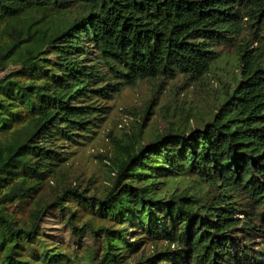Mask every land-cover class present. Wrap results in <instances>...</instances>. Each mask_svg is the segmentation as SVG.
Masks as SVG:
<instances>
[{"label": "trees", "instance_id": "obj_1", "mask_svg": "<svg viewBox=\"0 0 264 264\" xmlns=\"http://www.w3.org/2000/svg\"><path fill=\"white\" fill-rule=\"evenodd\" d=\"M2 35L0 264H264V0H0ZM221 47L207 120L114 135L116 96L202 83ZM100 135L89 191L73 166Z\"/></svg>", "mask_w": 264, "mask_h": 264}, {"label": "rangeland", "instance_id": "obj_2", "mask_svg": "<svg viewBox=\"0 0 264 264\" xmlns=\"http://www.w3.org/2000/svg\"><path fill=\"white\" fill-rule=\"evenodd\" d=\"M8 41L9 37H0V44ZM217 50L222 53L220 61L213 65L211 73L202 83L183 86L181 81L142 82L116 96L111 114L112 125L115 126L114 135L128 138L140 131L146 137L142 142L145 144L168 129L196 127L207 120L211 108L223 91L232 86L237 72L234 50L226 47ZM15 69L10 65L6 71L0 73V78ZM100 137L101 135L97 136L94 142L85 147L86 155L73 166L79 176L76 183L89 191L102 190V186L108 182L107 162L93 157L108 154L111 148L109 141L106 138L100 140ZM92 175L95 182L89 181ZM51 192V189L47 192L48 197ZM55 228L49 233L57 235L58 238L66 237V227L60 225Z\"/></svg>", "mask_w": 264, "mask_h": 264}]
</instances>
